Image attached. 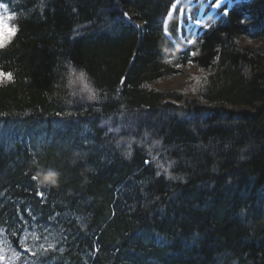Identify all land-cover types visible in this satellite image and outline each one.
Returning <instances> with one entry per match:
<instances>
[{
  "label": "trees",
  "instance_id": "16d2710c",
  "mask_svg": "<svg viewBox=\"0 0 264 264\" xmlns=\"http://www.w3.org/2000/svg\"><path fill=\"white\" fill-rule=\"evenodd\" d=\"M182 6L0 0V264H264V0Z\"/></svg>",
  "mask_w": 264,
  "mask_h": 264
},
{
  "label": "rangeland",
  "instance_id": "374dc122",
  "mask_svg": "<svg viewBox=\"0 0 264 264\" xmlns=\"http://www.w3.org/2000/svg\"><path fill=\"white\" fill-rule=\"evenodd\" d=\"M183 0H181L182 2ZM215 0H212V3L214 2ZM222 1V4L224 2H226L227 0H221ZM233 0H228V4H231ZM210 3V5L212 4ZM186 2L183 3V7L186 8ZM4 24H7L9 27L10 26V23L8 22V15H6L5 13L4 14H0V44L5 40V36H6V33L4 31V27L3 25ZM187 30V29H186ZM188 44H190V42H187ZM241 44L244 45V46H253L255 45V43L253 41H250L248 39H243L241 41ZM189 67L191 68H188V69H184L183 72H181L180 74L176 75L174 78H172V80H164V84L170 86V87H175V86H178V85H181L182 83H184L185 81V78H186V74L189 73V72H192L195 70L194 66L192 64H189Z\"/></svg>",
  "mask_w": 264,
  "mask_h": 264
},
{
  "label": "snow or ice",
  "instance_id": "6c2138e0",
  "mask_svg": "<svg viewBox=\"0 0 264 264\" xmlns=\"http://www.w3.org/2000/svg\"><path fill=\"white\" fill-rule=\"evenodd\" d=\"M217 7H219V5H216ZM12 17H8V19H11ZM4 27V31L6 33V36H5V42H7L8 40L11 39V37L16 33V29L15 28H12V27H9L7 24H4L3 25ZM191 43V42H190ZM9 78H10V75H9ZM81 78H83V75L81 74ZM130 154V153H129ZM129 154H126V155H129ZM53 176V173H49L48 176L45 177L46 180L48 179H51ZM34 179V178H33Z\"/></svg>",
  "mask_w": 264,
  "mask_h": 264
},
{
  "label": "clouds",
  "instance_id": "9594fccd",
  "mask_svg": "<svg viewBox=\"0 0 264 264\" xmlns=\"http://www.w3.org/2000/svg\"><path fill=\"white\" fill-rule=\"evenodd\" d=\"M78 71H79L80 74L83 75V77H87V76H88L86 70L80 68V69H78ZM75 94H76V93H74L71 89H69V95H75ZM86 99H87V100H91L92 97H91V96H87ZM156 143H159V141H157ZM167 178H172V177L169 176V177H167Z\"/></svg>",
  "mask_w": 264,
  "mask_h": 264
},
{
  "label": "water",
  "instance_id": "95a60500",
  "mask_svg": "<svg viewBox=\"0 0 264 264\" xmlns=\"http://www.w3.org/2000/svg\"><path fill=\"white\" fill-rule=\"evenodd\" d=\"M127 18L129 19V17L127 16ZM132 25L137 26L136 22H132Z\"/></svg>",
  "mask_w": 264,
  "mask_h": 264
},
{
  "label": "bare ground",
  "instance_id": "6f19581e",
  "mask_svg": "<svg viewBox=\"0 0 264 264\" xmlns=\"http://www.w3.org/2000/svg\"><path fill=\"white\" fill-rule=\"evenodd\" d=\"M137 26H138V23H137Z\"/></svg>",
  "mask_w": 264,
  "mask_h": 264
}]
</instances>
